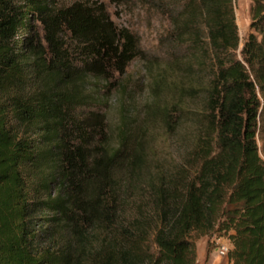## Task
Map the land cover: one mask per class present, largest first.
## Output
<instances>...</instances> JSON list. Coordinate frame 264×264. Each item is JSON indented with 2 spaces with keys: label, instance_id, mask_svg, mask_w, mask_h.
<instances>
[{
  "label": "trees",
  "instance_id": "1",
  "mask_svg": "<svg viewBox=\"0 0 264 264\" xmlns=\"http://www.w3.org/2000/svg\"><path fill=\"white\" fill-rule=\"evenodd\" d=\"M249 14L239 55L234 0L170 15L203 74L172 79L173 104L202 94L203 113L167 169L135 130L112 146L88 121L86 78L122 73L137 35L102 1L0 0V264H197L195 240L213 232L233 264H264V0Z\"/></svg>",
  "mask_w": 264,
  "mask_h": 264
},
{
  "label": "rangeland",
  "instance_id": "2",
  "mask_svg": "<svg viewBox=\"0 0 264 264\" xmlns=\"http://www.w3.org/2000/svg\"><path fill=\"white\" fill-rule=\"evenodd\" d=\"M74 1H102L113 22L135 33L139 40L138 54L122 73L113 72L106 81L89 77L85 80L84 89L93 95V104L86 111L95 138L116 146L124 131L135 130L143 139V154L151 164L167 169L181 165L186 149L199 133L197 118L203 113V96L194 92L183 97L184 112H177L173 104L176 94L171 93L168 85L175 78L186 86L203 80V74L195 77L198 69L190 58L189 42L179 43L173 38L170 15L179 10L181 0H58V3ZM250 5L251 0H234L240 37L238 55L250 30ZM180 115L181 121L177 119ZM262 136L264 133L258 130V152L264 159ZM218 236L228 243L229 249L230 243L222 234L201 236L195 240L197 264H233L227 255L216 251L214 237ZM201 245L203 251L198 254Z\"/></svg>",
  "mask_w": 264,
  "mask_h": 264
},
{
  "label": "built area",
  "instance_id": "3",
  "mask_svg": "<svg viewBox=\"0 0 264 264\" xmlns=\"http://www.w3.org/2000/svg\"><path fill=\"white\" fill-rule=\"evenodd\" d=\"M215 241V249L220 255H227L228 252V243L222 240L219 236L217 238L214 237Z\"/></svg>",
  "mask_w": 264,
  "mask_h": 264
},
{
  "label": "crops",
  "instance_id": "4",
  "mask_svg": "<svg viewBox=\"0 0 264 264\" xmlns=\"http://www.w3.org/2000/svg\"><path fill=\"white\" fill-rule=\"evenodd\" d=\"M197 251H198V254H199V251H201V252H202V251H203V246L201 245V247H200V248L198 247V250H197ZM230 263H232V262H230Z\"/></svg>",
  "mask_w": 264,
  "mask_h": 264
}]
</instances>
